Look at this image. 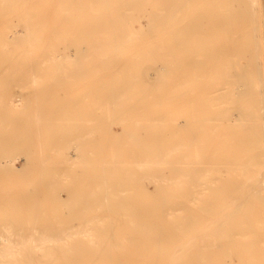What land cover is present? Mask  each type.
I'll use <instances>...</instances> for the list:
<instances>
[{"label":"bare ground","instance_id":"1","mask_svg":"<svg viewBox=\"0 0 264 264\" xmlns=\"http://www.w3.org/2000/svg\"><path fill=\"white\" fill-rule=\"evenodd\" d=\"M22 3L0 0V79L23 89L0 90V172H17L11 149L28 154L9 110L30 87L52 98L58 159L24 202L36 220L0 225V264H264V54L249 1L52 0L15 16ZM77 78L83 93L65 95ZM44 191L69 218H44Z\"/></svg>","mask_w":264,"mask_h":264},{"label":"rangeland","instance_id":"2","mask_svg":"<svg viewBox=\"0 0 264 264\" xmlns=\"http://www.w3.org/2000/svg\"><path fill=\"white\" fill-rule=\"evenodd\" d=\"M52 0H26V3H22V4H20V5H18V7H20V9L19 10H16L15 11V16H23V17H26V16H29L25 11L27 10V9H29V10H32V9H40V8H42V9H48V8H50L52 5H51V2ZM249 1V5H250V9H251V20L253 19L254 20V22L253 23H251L252 24V26H251V24L249 25V26H247L248 27V30H250V29H252V28H250L249 29V27H253V25H254V23L256 24V26H254L253 27V29H255V27H257V29H259V30H257V41H258V45H259V47H260V49H261V51H263L262 53L264 54V0H248ZM29 2H30V4H29ZM32 2H33V4H32ZM27 3H28V5H27ZM252 7V8H251ZM133 16L135 17V18H137L138 16H139V13H138V11L137 10H134L133 11ZM253 17V18H252ZM252 20V21H253ZM251 21V22H252ZM4 21H2L1 23H0V28H3L4 26H5V23H3ZM247 27H245V29H247ZM256 30V29H255ZM259 31V32H258ZM261 31V32H260ZM259 33V34H258ZM263 34V35H262ZM260 35V36H259ZM153 38V37H152ZM263 38V39H262ZM260 39V40H259ZM262 43V44H261ZM261 44V45H260ZM13 48V45L12 44H7L6 45V49L7 50H11ZM263 49V50H262ZM131 51H128V55L129 54H131L130 53ZM122 54H123V52H122ZM125 55V54H124ZM125 56H127V55H125ZM71 67L72 66H70L69 67V64L68 65H66V67H64L65 69H71ZM263 67H264V64H263V66H262V75H264V70H263ZM88 78H90V77H87V79ZM93 78V77H92ZM92 78H90V79H88V81L90 80L91 81V79ZM78 79V81H76L75 79V81L74 80H71V81H73V83L72 82H68V81H66L65 83H66V86L68 85V86H70L71 88H72V90L70 89V91H68L67 92V94L65 93V95H70L71 94V96L72 97H74V96H78V95H81V93H83V91H84V89L86 88L85 86L87 85L86 84V78H85V80H81V78L79 79V78H77ZM84 79V78H83ZM16 80V84H19L20 83V79L18 78L17 79V77L15 78V79H12V81H15ZM80 80L82 81L81 82V84L82 85H80V83H78L79 85L78 86H76V88L75 89H73L74 87H73V85L75 84V82H76V84H77V82H80ZM263 85H264V76H263ZM11 81V79H9V78H7V79H0V90L3 88V85L4 84H6V86H5V88H4V90L3 91H1V92H4L3 94H5L4 95V98H7L9 95H10V93H12L13 91L15 92V90L17 89H19V87H18V85H15V83L14 82H10ZM87 81V82H88ZM8 82H10V84L9 85H11V83H12V86H10V87H12L13 89H11V92H10V89H8L7 87H9L7 84H8ZM52 80H50V79H48V78H45L44 80H42L41 81V85H46V87L45 88H49V86L47 85V83H49V84H51L52 85ZM56 82V81H55ZM55 82H53V83H55ZM83 82H84V84H83ZM4 83V84H3ZM14 83V84H13ZM56 83H58V82H56ZM71 83V84H70ZM261 83H262V81H261ZM75 84V85H76ZM88 84H90V82L88 83ZM15 86H17L18 88H16V89H14L15 88ZM36 86H38V85H36ZM48 86V87H47ZM2 87V88H1ZM9 87V88H10ZM85 87V88H84ZM259 87H261V90H263L264 91V87L262 86V84H260V86ZM7 89V90H6ZM33 87H30V88H27V91H29V95L28 94H26V96L28 97H26L25 98V100H23V103L21 104V106H20V108H18V109H16V110H9V114H10V117H12V118H22V119H24L25 120V122H24V125H23V128H22V130H19L20 131V133L24 136V138H27V144H28V146H29V149H28V154L27 155H25L24 154V156L23 155H21V153H19V154H17L13 149H11L10 150V152H11V154H12V156H18L16 159H18V160H15V164H16V166H17V172H15V173H9V172H7L5 169H3V171L1 170V172H0V225L2 224V223H7V222H15V223H21V224H23V223H27V222H30V221H35L36 220V218L34 219V217L32 216V214L31 213H28L27 211H26V209L27 210H29V208L27 207V206H24L25 205V201L30 197V196H34V195H32V193L34 192V191H36V188H37V186H38V184L40 185V183H41V186H42V188L46 185V173H47V171H46V168H48V166H50V167H52L53 166V163H57L54 159H56L57 158V154H55L54 156H53V154L54 153H52V151H50V147H48L47 146V143H46V141H45V136H46V133H45V126H46V124H45V120H44V118H42V116H44V112H45V110L47 109V108H45L46 106H48V104L49 103H52V98L51 97H47L46 95H43V88H41V89H37V87L35 88V89H33ZM83 89V90H82ZM8 90H9V92H8ZM16 90V91H17ZM35 90V91H34ZM41 90V91H40ZM76 90V91H75ZM20 91H23V89H19V92ZM53 92H54V90H52ZM72 91H74V92H72ZM262 91V92H263ZM34 92H36L37 93V95L35 96V94H34ZM72 92V93H71ZM8 93V94H7ZM21 93H23V92H21ZM33 93V94H32ZM63 93V92H62ZM70 93V94H69ZM24 94V93H23ZM64 94V93H63ZM262 94H264V93H262ZM32 95H34L36 98H37V100H35L34 98H33V100H32V98L31 97H33ZM6 96V97H5ZM44 97V98H43ZM52 97H54V96H52ZM31 99V100H30ZM30 100V101H29ZM43 100V101H42ZM4 101H5V99H4ZM25 101V102H24ZM32 101H34L33 102V104H32ZM36 101H38V102H36ZM88 100H85V102L83 101V105L85 106L86 105V103L87 104H89L90 102H87ZM27 102L29 103V104H27ZM41 102V104H39ZM35 103H37V104H35ZM43 103V104H42ZM67 103H70V101H68ZM25 105V106H24ZM31 106H34V107H31ZM37 106L39 107V108H37ZM10 108V107H9ZM23 108H25V109H23ZM31 108H34V109H32V111H30V109ZM37 108V109H36ZM11 109V108H10ZM24 111H23V110ZM45 109V110H44ZM23 111L22 112V114H23V116H21V111ZM28 110V111H27ZM38 110V111H37ZM24 112H25V115H24ZM30 112H32L31 114H30ZM38 112V115L36 114ZM29 113V114H28ZM33 114V115H32ZM28 115H30V116H28ZM32 115V116H31ZM31 117H33L34 119V121H38V123H39V129H40V131H38V126H37V123H35V122H33V124L35 125L36 124V126L33 128V130L35 129V131H36V128H37V131L38 132H40V133H35V131H33V130H31L30 131V126L31 125H29V124H31V121H30V118ZM36 117H39V119L37 120V118ZM45 117V116H44ZM32 119V118H31ZM41 122V123H40ZM45 125V126H44ZM53 125V124H52ZM54 126V128L56 127L55 125H53ZM33 127V126H32ZM32 129V128H31ZM35 133H33V132ZM36 131V132H37ZM32 132V133H31ZM32 134H34V138H33V135ZM37 134H41L40 135V137H39V135L38 136H36ZM35 137H37V139L39 140V138H40V145H41V149H39L38 147L40 146H38V143H39V141L36 139V141H38V143H36V141L34 140L35 139ZM34 141H35V143H34ZM44 143V144H43ZM36 144H37V146H36ZM44 147H45V149H44ZM35 148H38L40 151H41V154L39 153V151H38V149H36L35 150ZM47 149H49L48 151H47ZM32 150L34 151V152H36V154L35 153H33L32 152ZM51 152V153H50ZM44 153V154H43ZM38 154V156H36ZM42 155V157H40V158H42V159H39V156L40 155ZM48 154H49V156H48ZM20 155V156H19ZM52 155V156H51ZM49 157L48 159H46L47 157ZM36 159H35V158ZM46 157V158H45ZM61 157V156H60ZM4 158H0V161H2ZM37 159H39V161L40 160H42V163L41 162H39ZM46 159V160H45ZM58 159V158H57ZM22 160V161H21ZM45 160V161H44ZM18 161V162H17ZM38 161V162H37ZM20 162V163H19ZM1 163V162H0ZM3 163L5 164V160L3 161ZM39 163H40V165H39ZM2 164V163H1ZM0 164V165H1ZM59 164V163H58ZM36 165L39 167H41V169L40 168H36ZM60 165V164H59ZM25 166V167H24ZM31 167V168H30ZM5 168H6V166H5ZM36 169H37V171H36ZM40 169V170H39ZM32 170H33V172H32ZM36 172H35V171ZM26 173V174H25ZM29 173V174H28ZM36 173V174H35ZM25 175H26V177H25ZM34 177V178H33ZM26 178V179H25ZM25 179V180H24ZM39 179V180H38ZM17 180V181H16ZM38 181H40V183L38 182ZM65 184V183H64ZM262 186H261V188H262V190L264 189V181H263V184H261ZM15 186H16V188H15ZM63 184H62V188H63ZM13 189H12V188ZM40 187V186H39ZM11 189V190H10ZM58 192H61V195H60V197H61V202H65L63 199H66L67 197H68V195L66 194V189H63V190H61V188H58V190H57ZM63 192V193H62ZM65 192V193H64ZM14 193V194H13ZM44 195L43 196H41L39 199L40 200H38V202H37V206L38 207H40V208H44V209H46V211H45V217L44 218H47L48 220H52V217L54 216V215H56V214H63L64 216H68V215H70V210L68 209V208H65L64 207V209H65V211H64V209H62V208H60L61 207V205L60 206H58V207H56L54 204H53V200H54V194L53 193H56V191H54V192H51V191H49V192H46V191H44ZM23 196V197H22ZM36 197V196H35ZM20 198V199H19ZM22 207H24L23 209H22ZM38 207H36V208H38ZM59 208V209H58ZM25 209V210H24ZM17 210V211H16ZM22 211H24V212H22ZM26 211V212H25ZM49 211V212H48ZM25 213V214H24ZM47 213H49V216H48V214ZM28 214V215H27ZM25 215H27L28 217H27V219L25 218L26 216ZM44 215V214H43ZM51 217V218H50ZM3 218V219H2ZM68 218H69V216H68ZM22 220V221H21ZM30 220V221H29ZM67 221V220H66ZM235 247H238V246H235ZM241 247V246H240ZM214 249H215V252H218L219 250H220V248H218V246H214ZM37 255H40L39 253H37ZM236 258V257H235ZM234 258V261H236L237 260V258L235 259Z\"/></svg>","mask_w":264,"mask_h":264}]
</instances>
